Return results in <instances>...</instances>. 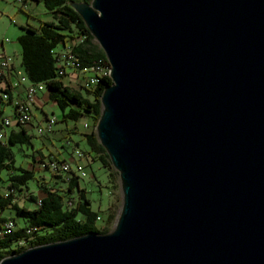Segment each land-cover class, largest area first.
I'll use <instances>...</instances> for the list:
<instances>
[{
	"label": "water",
	"instance_id": "1",
	"mask_svg": "<svg viewBox=\"0 0 264 264\" xmlns=\"http://www.w3.org/2000/svg\"><path fill=\"white\" fill-rule=\"evenodd\" d=\"M110 64L109 233L0 264H264V0L73 1Z\"/></svg>",
	"mask_w": 264,
	"mask_h": 264
},
{
	"label": "trees",
	"instance_id": "2",
	"mask_svg": "<svg viewBox=\"0 0 264 264\" xmlns=\"http://www.w3.org/2000/svg\"><path fill=\"white\" fill-rule=\"evenodd\" d=\"M42 2L52 14L51 21L40 22L37 26L24 27L23 33L18 37L21 47V64L24 73L34 82L46 83L50 98L64 112V119L78 120L79 118L92 116L93 127L90 132L81 133L87 141L89 148L87 153L93 161L108 168L111 187L110 194L118 188L114 183L118 178V172L112 167L111 160L104 147L98 142L95 132V124L101 114L100 97L103 89L112 83L109 75L99 78L98 84L85 86H69L63 79L57 78V66L55 50L63 45H69L72 51L80 58V64L92 65L94 61L105 63L109 68L108 58L102 48L95 43V38L87 30L83 19L71 6L73 1L91 0H38ZM1 99V98H0ZM4 101V100H3ZM10 101H4L11 104ZM68 110L66 112L65 110ZM32 124V123H31ZM24 129L12 132L6 143L0 142V227L4 221L11 219L15 222V229L11 233L0 235V260L3 257L16 252H21L30 246L52 243L58 240H67L75 236L85 235L90 232L109 233L110 227L116 222L119 208L117 199H111L107 209V217L103 227H98L101 219V211L92 208V202L87 195V190L80 185V177L77 173L69 172L66 187L57 186V182L44 183L39 179L37 185L41 194L35 195L29 192V199L35 202V206L20 207L15 200L14 191L29 190V180L35 178L33 169L24 168L15 164L13 147L18 146L22 151L31 149L32 152L24 154L25 157L34 156L33 136L28 135ZM66 143L63 150L70 155V150L79 147V141L72 144L71 138L64 135ZM67 142H70L67 144ZM70 147V150H67ZM39 152V150H37ZM43 158V154H40ZM86 155V154H85ZM35 160V158L33 159ZM4 174H2V173ZM54 179L61 182L58 177ZM7 190L3 191V187ZM41 199V204H37ZM68 199L74 200V205L66 206ZM22 218V223L17 222L14 214ZM25 242H20V241Z\"/></svg>",
	"mask_w": 264,
	"mask_h": 264
},
{
	"label": "rangeland",
	"instance_id": "3",
	"mask_svg": "<svg viewBox=\"0 0 264 264\" xmlns=\"http://www.w3.org/2000/svg\"><path fill=\"white\" fill-rule=\"evenodd\" d=\"M39 7L40 9H46L44 8L43 4L40 2L38 3L37 0H27L23 3H18L16 2V0H0V35L7 37L10 41H12L11 44L17 47V50L11 53L12 61L17 65V67H20L21 57V47L18 44V35L19 33L24 31L23 28L27 27L28 24L32 26L39 25V19H41L40 14L35 15L36 9ZM8 27L9 30H7ZM94 42L98 43L96 39ZM70 43L71 41L69 40L68 44L72 45ZM21 69L24 71L23 68ZM106 69H110V67ZM65 82L69 85L70 81L67 78L65 79ZM43 91L44 92H42V90H39L38 95H40V97H42L43 95L45 96L46 94L48 95V90L46 87L45 89H43ZM43 109L44 111H46V114H48L49 117H55L57 119V122L54 124V130H60V134H62L55 140H51V142L48 143L46 142V146H44L42 139L46 133L43 135H38L37 132H35L37 129L33 131L35 132V134L33 135H36V137L33 139L35 148L41 150V152L43 153V157L44 155H50L51 157L52 155H54L55 157H60L56 153V151L59 147L61 148V145H65L66 138L64 137V135L69 136L68 138H71L72 144H75V142L79 141L80 144L78 146L82 151L88 150L89 145L81 133L90 132L94 124V119L92 116L83 118L81 117L78 120L64 119V112L56 104H45L43 106ZM65 111L68 112L67 109ZM12 113V107L10 106V104L0 99V118H4L5 116H9L10 118ZM35 114L39 115L40 113L39 111H36ZM33 122L35 123V125L37 124L36 117L34 118ZM85 123L89 124V127H85ZM14 150L17 155L16 164L21 165L24 168H31L35 171L36 174L35 178L29 180L28 182V185L30 187L29 190L24 189L23 191H14L15 200L17 201V203H19L20 207L31 208L35 206V202L30 201L29 192H33L35 195L41 194L39 192L37 180L39 179L44 183H54V175L50 172L49 169H43L40 165L41 163L39 161L41 159H46V157L42 158L41 155L36 154V160H33L32 156L24 157L21 153L24 152L25 154H30L32 152L31 149H25L23 151L20 149L21 151H19L15 148ZM67 150L69 151L70 147H67ZM85 154L86 156L81 159L80 164L85 167L87 175L86 177L80 178V185L87 190V195L92 202V208L95 211H101V219L97 222V226L100 228L103 227L106 220V207H108L110 200L117 199L116 202L119 206V208L117 209L118 213L122 206V191L119 184V176L114 181V183L118 184V188L114 189V192L110 194L111 182L109 180L111 177L109 176L108 168L101 165V162L99 161H93L91 157L87 155V153ZM59 185V187H66V185L62 182H59ZM7 186L8 184L3 187V191L7 190ZM11 214L13 215L14 213L12 212ZM14 216L17 219V222L22 223V218H20L16 214H14ZM113 228L114 224L110 227V231H112Z\"/></svg>",
	"mask_w": 264,
	"mask_h": 264
},
{
	"label": "built area",
	"instance_id": "4",
	"mask_svg": "<svg viewBox=\"0 0 264 264\" xmlns=\"http://www.w3.org/2000/svg\"><path fill=\"white\" fill-rule=\"evenodd\" d=\"M25 0H16L18 3H23ZM6 41H9L6 38ZM55 59L57 66V78H61L64 80L74 76L78 78V76L83 73L87 76L83 77V85L91 86L98 84L99 78L103 75H109L110 69L105 68V63L101 61H94L92 65L82 66L80 64V58L72 51L69 45H63L58 47L55 50ZM13 69V61L11 56L4 53L2 48L0 47V98L4 101H10L13 96V90L20 84H25V92L24 97H16V99L12 101L11 104L15 108V116L9 118L5 116L0 120V142L6 143L8 136L7 131L13 125H21L22 127L27 126L32 123L33 111L32 104L36 99V96L39 90L45 89L46 83H38L31 81L27 75H22L18 79H12ZM66 83V82H65ZM71 81L69 82V84ZM67 84V83H66ZM43 87V88H42ZM57 122L55 117H47L45 124H39L36 126L37 134L43 135L48 132H53L54 124ZM85 127H89V124L85 123ZM70 142H67L69 144ZM52 157L50 155H44L43 158L39 162L41 163V167L43 169H49L50 172L58 177L63 184L66 186L70 183L67 180L68 172L77 173V177H86L87 172L83 165L80 164L81 159L86 155L80 147H75L71 150L69 158L66 157ZM37 204H41V199H38ZM74 205L73 199H68L66 201V206L71 207ZM15 222L11 219L4 221L0 227V235H5L11 233V229H15ZM25 242V241H20Z\"/></svg>",
	"mask_w": 264,
	"mask_h": 264
},
{
	"label": "crops",
	"instance_id": "5",
	"mask_svg": "<svg viewBox=\"0 0 264 264\" xmlns=\"http://www.w3.org/2000/svg\"><path fill=\"white\" fill-rule=\"evenodd\" d=\"M25 1H27V0H25ZM37 2L39 3L40 1H38L37 0ZM40 3H42V2H40ZM43 4V3H42ZM43 6H44V4H43ZM44 8H45V6H44ZM40 14V17H41V19H39L40 20V22H45V21H51L53 18H52V13L49 11V10H47V9H40V7L39 8H37L36 9V13H35V15H39ZM29 25V24H28ZM27 25V26H28ZM30 26H32V25H30ZM7 30H9V27H8V29ZM6 30V31H7ZM23 32H21V33H19V35H18V37L22 34ZM6 38L7 37H4V36H1L0 35V47L2 48V50L4 51V53H6L7 55H9V56H11V53H13L15 50H17V47H15L14 45H12L11 44V42L12 41H10V42H8V41H6ZM19 44V43H18ZM12 57V56H11ZM21 57H22V55H21ZM21 57H20V67L21 68H23L24 69V67L22 66V64H21ZM20 67H17V65L13 62V69H12V72H11V75H12V79H18L20 76H22V75H26L25 73H24V71L20 68ZM84 76H87L86 74H83V73H81L79 76H78V78H75L74 76H72V77H70L69 79H71L70 81H71V83L69 84V86H78V85H80V84H82L83 85V82H84V80H83V77ZM67 79V78H66ZM25 84H23V83H20L12 92H13V100L14 99H16V97H24V90H25ZM42 92H44V91H42ZM46 92V91H45ZM44 94V93H43ZM45 104H52V105H54L55 104V101H53L51 98H50V96H49V91H48V95L46 94L45 96L43 95L42 97H40V95H38L37 94V96H36V99H35V101L33 102V104H32V111H33V117H32V124H29V125H27V126H24V127H22L21 125H13L12 127H10L9 129H8V131H7V136H9L12 132H17V131H19L21 128L22 129H24V130H26L25 132L28 134V135H32L33 136V138H32V140L36 137V135H33V134H35V132H37V130L35 131V132H33L35 129H36V125H39V124H45L46 122V119H47V117H49L48 116V114H46V111H44V109H43V106L45 105ZM10 106L12 107V115L10 116V118L11 117H13V116H15V108H14V106L12 105V104H10ZM38 112L39 111V115H37V114H35V112ZM9 117V116H8ZM36 117V120H37V124L35 125V123L33 122V120H34V118ZM0 120H1V118H0ZM60 130H53V132H48V133H46L44 136H43V145L44 146H46V142L48 143V142H51V140H55L57 137H60V135H62V134H60ZM64 146V145H63ZM63 146L61 145V148L59 147L58 148V150L56 151V153L60 156V157H66V158H69V155L66 153V151H64L63 150ZM18 149L19 151H21L20 150V148L18 147V146H15V147H13L12 149H13V151H14V153H15V150L14 149ZM33 150H34V156L36 157V154L37 155H40V154H43L42 152H41V150L39 149V152L37 151L38 149H36L35 148V144H34V146H33ZM22 153V156H24L25 157V153L24 152H21ZM34 157V158H35ZM15 158H16V160H15V164H16V161H17V155H16V153H15ZM33 158V157H32ZM33 158V159H34ZM36 160V159H35ZM17 165V164H16ZM29 169H31V168H29ZM2 173V172H1ZM3 174V173H2ZM55 182H57V186H60L59 185V181H57L56 179H55ZM53 183V182H52ZM62 187V186H61Z\"/></svg>",
	"mask_w": 264,
	"mask_h": 264
},
{
	"label": "bare ground",
	"instance_id": "6",
	"mask_svg": "<svg viewBox=\"0 0 264 264\" xmlns=\"http://www.w3.org/2000/svg\"><path fill=\"white\" fill-rule=\"evenodd\" d=\"M69 173V172H68Z\"/></svg>",
	"mask_w": 264,
	"mask_h": 264
}]
</instances>
